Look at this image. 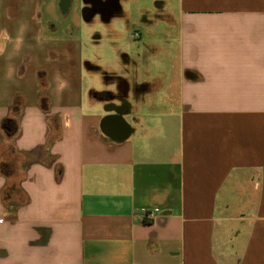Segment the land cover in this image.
Segmentation results:
<instances>
[{"label":"crops","instance_id":"crops-1","mask_svg":"<svg viewBox=\"0 0 264 264\" xmlns=\"http://www.w3.org/2000/svg\"><path fill=\"white\" fill-rule=\"evenodd\" d=\"M93 1L0 0V264H264V0Z\"/></svg>","mask_w":264,"mask_h":264},{"label":"rangeland","instance_id":"rangeland-1","mask_svg":"<svg viewBox=\"0 0 264 264\" xmlns=\"http://www.w3.org/2000/svg\"><path fill=\"white\" fill-rule=\"evenodd\" d=\"M51 1L53 0H43V4L47 5L50 4ZM94 1L93 0H74V10L73 11L75 14L77 13L79 18H80V25L76 26V23L74 22L75 18L74 15L72 16H62L61 14H58V22L56 23L58 29H62L65 32H69V34H75L78 36L82 42H83V51L86 53L87 51V43L88 41L90 42L89 38L87 37L88 34H90V28L89 24H87V16L85 13V9L87 8H94ZM164 3L166 6H173L176 4V0H131L130 1V6H128V9L131 11L132 16V23L135 25L132 28H129L128 30H131L130 32L128 31L125 32L126 38H130V40L134 41V38L136 37V34H139V24H142L145 19H159L161 18V15L163 14L164 11L159 9V4ZM168 8V7H167ZM165 13V12H164ZM98 16H95L93 18L92 22H95L97 20ZM51 22V21H49ZM55 24V22H53ZM139 23V24H138ZM138 24V25H137ZM92 25V24H91ZM99 28L96 27L95 30ZM158 30V29H157ZM145 33V32H144ZM100 35L101 37L102 34L99 33V31H94V35ZM158 34L161 35L159 32ZM92 35V34H91ZM133 37V38H132Z\"/></svg>","mask_w":264,"mask_h":264},{"label":"flooded vegetation","instance_id":"flooded-vegetation-1","mask_svg":"<svg viewBox=\"0 0 264 264\" xmlns=\"http://www.w3.org/2000/svg\"><path fill=\"white\" fill-rule=\"evenodd\" d=\"M70 3H71V0H62L63 7H66Z\"/></svg>","mask_w":264,"mask_h":264},{"label":"built area","instance_id":"built-area-1","mask_svg":"<svg viewBox=\"0 0 264 264\" xmlns=\"http://www.w3.org/2000/svg\"><path fill=\"white\" fill-rule=\"evenodd\" d=\"M148 217H149L150 219H153V218L155 217V213H154V212H149V213H148Z\"/></svg>","mask_w":264,"mask_h":264}]
</instances>
